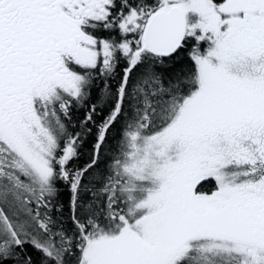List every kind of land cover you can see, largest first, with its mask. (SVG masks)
<instances>
[{
  "label": "snow or ice",
  "instance_id": "6c2138e0",
  "mask_svg": "<svg viewBox=\"0 0 264 264\" xmlns=\"http://www.w3.org/2000/svg\"><path fill=\"white\" fill-rule=\"evenodd\" d=\"M0 264H264V0H0Z\"/></svg>",
  "mask_w": 264,
  "mask_h": 264
}]
</instances>
